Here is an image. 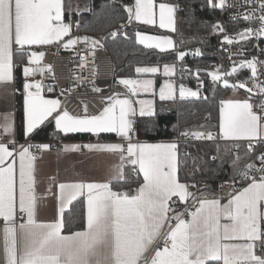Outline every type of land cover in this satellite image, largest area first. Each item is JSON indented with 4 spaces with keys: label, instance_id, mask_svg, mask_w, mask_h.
Segmentation results:
<instances>
[{
    "label": "snow or ice",
    "instance_id": "snow-or-ice-1",
    "mask_svg": "<svg viewBox=\"0 0 264 264\" xmlns=\"http://www.w3.org/2000/svg\"><path fill=\"white\" fill-rule=\"evenodd\" d=\"M206 6L246 8L244 13L230 16L232 21L250 22L235 35L229 36L219 22L212 25L213 32L219 29L223 33L222 45L264 37V0H243V4L236 0L231 5H226V0H206ZM122 7L128 24L158 25L171 32L177 31V12L182 10L167 0H134ZM76 10L79 15V5ZM66 12L71 16L72 5L64 0H0V104L10 105L14 96L22 95L25 139L18 144L10 107L0 111V264H264V80L260 78L264 76V59L258 58L264 57V48L258 56L238 64L234 61L231 71L207 73L213 89L222 81L225 89H243L248 94L243 99H220L218 126L177 129L178 136L173 139L149 143L139 139L140 123L145 118L153 120L157 111L153 99L139 97L156 95L152 79H119L117 83L125 91L101 97L103 106L95 114L84 104L83 114L73 115L59 98L43 94L54 88L35 77L43 78L53 69L42 64L45 52L38 48L59 44L69 50L83 42L94 50L100 43L88 36L73 37L71 22H65ZM135 38L138 44L161 53L175 49L174 41L166 35L137 30ZM194 54L199 56L200 49ZM185 55L178 51L176 59L183 61ZM238 69L249 70L250 76L230 83L228 78ZM159 71L158 66L135 68L138 75ZM175 72L174 63L163 65V75L169 79L159 87L161 101H175L177 91L181 100L200 96L199 87L194 91L181 83L177 89L171 79ZM92 91L100 93L102 89L93 85ZM65 92L71 95L67 90L61 94ZM205 119H211V113ZM51 122L55 139L74 133L114 134L115 142L64 144L59 149L60 153L87 149L115 156L118 163L110 167L103 182H60L49 177L51 184L43 193L37 191L38 157L33 149L46 152L52 145L30 141ZM155 127L149 122L143 131ZM217 127L218 131L209 130ZM179 137L224 142L216 143V153L210 157L219 161V167L227 163L231 169L229 180L218 185L229 187L224 197L213 194L210 184L195 179V173L210 170L208 162L192 152H181ZM183 170L182 180L178 172ZM122 182L137 187L114 190L117 185L122 187ZM49 195L55 199V218L40 221V206ZM74 201L82 203V229L65 234L67 225L77 218ZM180 204L183 211L177 210Z\"/></svg>",
    "mask_w": 264,
    "mask_h": 264
},
{
    "label": "trees",
    "instance_id": "trees-1",
    "mask_svg": "<svg viewBox=\"0 0 264 264\" xmlns=\"http://www.w3.org/2000/svg\"><path fill=\"white\" fill-rule=\"evenodd\" d=\"M169 2H177L181 6L178 11V35L184 44L183 49L187 51L183 61H178L179 66L189 64L191 71L196 74L189 82L194 85L197 81H202L204 85L203 97H188L180 99L177 102H159L156 104V117L149 121L145 118L140 123L141 131L139 135L147 140L173 139L178 136V131L185 128L196 129L199 125L213 124L218 126V105L220 99H223L232 89H225L220 84L211 89V81L208 77L207 65L210 62L216 64V69L227 70L231 62L227 61L219 49V45L223 38V33H212V25L220 23L226 30L228 35H235L237 31H242L245 27L250 26L249 22H228L224 19L223 9H213L206 6V0H167ZM132 0H89L87 8L91 11H83L80 15L82 21L81 30L102 35L107 33L115 26L127 22L126 13L123 11L124 4H131ZM203 6V7H202ZM137 30H148L160 32L157 29L137 26L135 23L127 24L123 34L113 37L110 33L104 38L105 51L110 54L113 62V83L122 78H130L135 76V67L141 65H162L165 63H173L176 61L174 51L159 52L154 49L145 48L136 42L135 32ZM180 40V41H181ZM197 47L201 54L192 59L191 49ZM199 69V71H197ZM245 70V69H243ZM243 70L239 71L241 73ZM234 75L228 79L234 82L238 77ZM242 91V90H241ZM246 94L245 91H242ZM247 95V94H246ZM204 97H208L207 100ZM211 113V119H205ZM17 131L22 136V105L21 96L17 97L16 108ZM153 123L156 127L153 131L145 133L143 131L146 123ZM175 126V128H174ZM212 131L217 128L209 129ZM54 124L48 123L42 132L34 135L32 140H53L55 138ZM111 138V135H100L98 138ZM93 136L87 134H70L61 136L55 140H75L87 139ZM220 143V142H219ZM223 144V143H220ZM216 144L212 142L196 141L189 139L188 142L179 143L180 151L192 152L194 155L200 156L207 161L208 171L195 173V179L201 180L211 185V189L219 188L220 181H228L231 169L227 163L223 167H219V161H211L210 157L216 153ZM191 163V162H189ZM217 173L214 175L213 171ZM131 169L126 168V172L130 173ZM186 170L179 171L183 180ZM211 178V179H208ZM129 179L136 180L135 176ZM140 179V178H139ZM141 181V179H140ZM191 182V181H190ZM135 183H123L117 185L116 189L134 188ZM75 210L73 215L77 218L69 223L65 228V233L69 231H77L82 229V220L79 212L82 211L81 202H73Z\"/></svg>",
    "mask_w": 264,
    "mask_h": 264
},
{
    "label": "built area",
    "instance_id": "built-area-1",
    "mask_svg": "<svg viewBox=\"0 0 264 264\" xmlns=\"http://www.w3.org/2000/svg\"><path fill=\"white\" fill-rule=\"evenodd\" d=\"M236 0H226V5L234 4ZM133 2H131L132 4ZM240 3L243 4V0H240ZM175 4L179 3L175 2ZM181 8V6H180ZM246 11L245 7H225L223 9L224 19L228 22H246L243 19L238 21H232L230 16L236 13H244ZM81 13L79 15L75 14L71 18L68 19V22L72 24V31L71 35L75 36H88L92 37L94 40L99 41L98 47H95L93 50L89 43H78L74 46V49L64 50L59 44L51 45L45 51V57L42 63L44 65H51L52 66V73L49 75H44L43 78L35 77V79L40 80L43 79V83L45 85L51 86L54 88V91L62 92L63 90H67L71 93L67 96V100L64 104V107L73 114H83V105L87 104L88 111L90 114L97 113L100 108L102 107L100 102L90 94L89 88L90 86L94 85L96 87L104 88L108 93H122L124 89L117 84L113 83V62L111 59L110 54L105 51L104 48V38L106 34H111L112 32H117L118 34H123L125 27H121V25L115 26L114 28L110 29L107 33L102 35H96L92 33H88L81 30L82 21L80 19ZM78 22V26H77ZM250 23V22H249ZM127 25L128 23H123ZM217 24V23H215ZM253 26H255V22H251ZM216 32H220L219 29ZM213 32L212 33H216ZM68 37H65V41ZM176 40H181V36L177 35ZM251 43L243 41L242 43L238 44V46L234 45H227L223 44L222 42L219 45V49L224 57L229 62H236L238 63L240 60L248 58L250 59L252 56H258L259 49L264 48V38L261 37L257 40L255 37L250 38ZM102 45V47H101ZM198 49L197 47H193L191 49V58H197L198 56L195 55V50ZM260 59H264V57H259ZM217 66L215 63L210 62L207 65L206 70L212 71L216 69ZM93 72H95V76H93ZM177 73L180 76L179 78L183 81H190L193 77L196 76L191 71L190 65L185 64L183 66H179L177 68ZM54 77V78H53ZM264 80V76L260 77ZM202 81H197L193 87L195 90L199 87L200 89V96H204V85ZM47 91V89H45ZM18 144L25 143L24 137L16 139ZM204 142H212L213 144L219 143L220 141L213 142L203 140ZM33 144L38 143H49L52 145L51 148H57L60 146V140H31ZM188 142L183 137H179V143ZM34 153L39 156L40 151L33 149ZM184 151H186L184 149ZM203 182V181H202ZM239 186V185H237ZM191 191H195V189H190ZM192 203L190 204L191 210H194ZM198 206V205H196Z\"/></svg>",
    "mask_w": 264,
    "mask_h": 264
},
{
    "label": "crops",
    "instance_id": "crops-1",
    "mask_svg": "<svg viewBox=\"0 0 264 264\" xmlns=\"http://www.w3.org/2000/svg\"><path fill=\"white\" fill-rule=\"evenodd\" d=\"M89 0H64L65 4H71L72 5V12L71 16L68 15V13H65V22H68V19L77 14L76 6L79 5L80 7V12L82 13L84 9L87 7ZM134 3V0H132ZM157 2H161V0H157ZM169 2V1H167ZM169 3H174L175 2H169ZM178 13V12H177ZM178 17V15H177ZM136 24V23H135ZM137 26H143V27H149L153 29H157L160 32H155V31H148V30H140L143 32H146L149 35H166L172 38V40L175 43V49H169L167 51H174L175 54H177L178 51H183L187 53L185 49H183V42L182 40L177 41L176 36L178 35V18H177V31L176 32H171L166 29H160L157 26H146V25H139L136 24ZM136 39V38H135ZM222 42V41H221ZM241 41L240 43H242ZM141 46V45H140ZM143 46V45H142ZM50 46H44L40 47L37 50L39 51H46V49L49 48ZM159 51L158 49H154ZM177 60L173 62L176 65V72L171 79H173L176 82L177 89L181 83H183L186 87L191 88L192 90L195 91L193 85L188 82V81H183L181 80L177 73V68L179 67ZM173 63H168V64H173ZM43 64V63H42ZM163 65H141L142 66H158L160 68V71L156 74H140L138 75L135 72V76L126 78V79H152L154 81L153 88L155 90L156 95L153 96L151 93H146L141 95L139 98L141 99H153L154 104L156 107L157 101L159 102H171V101H161L159 99V87L163 83L165 79H169V77H165L163 75ZM138 67V66H137ZM136 68V67H135ZM45 75H49L46 73ZM18 79L22 81V73L19 71L17 72ZM36 77H40V75H37ZM119 85V84H117ZM121 86V85H120ZM92 86H90L89 91L92 96H94L102 105L101 97H107L111 95L112 93L106 92L104 88H101L102 91L100 93H95L92 91ZM123 89L124 87L121 86ZM211 89L213 90V85L211 84ZM21 92H22V84H21ZM125 91V89H124ZM62 92H48L44 90L43 94L45 95L46 98H59L61 101L66 102L67 96L65 93L62 95ZM21 96V105H22V123H23V97ZM247 95L242 93L240 89L238 90H231L223 99H228V98H236V99H243ZM17 97L18 95L14 96L11 100L10 105L6 104H0V111L5 110L6 108L11 109L14 115V125L16 128V139H19V133L17 131V120H16V108H17ZM188 98V97H187ZM190 98V97H189ZM180 100L178 91H177V99L172 102H177ZM218 120H219V111H218ZM54 124V122H53ZM218 131V130H216ZM75 134H87L90 136H93V138H87V139H75V140H63L60 139L61 144L57 148H51L50 151L46 152H41L36 161V176H37V181H38V186H37V191L40 193H43L44 190L51 184V181L49 180V177H56L57 181L64 182V181H70V180H87V181H96V182H103L108 175L109 169L113 164L118 163V160L115 156L106 154V153H97V152H89L87 149H81V151L78 152H69V153H60L59 149L64 145V144H88V143H104V142H115L116 137L114 134H101V135H111V138H98L90 133H74ZM70 135V134H68ZM139 139L141 141L149 142V143H156V142H161V141H169L171 139H159V140H147L144 139L139 135ZM220 143H224L223 141H220ZM141 182H142V176L140 177ZM137 187V186H136ZM135 188V187H134ZM133 188H123L120 190H125L129 191ZM114 190H117L114 188ZM52 191L55 192L56 189L53 186ZM213 194L224 197L226 193L229 191V187L225 186L224 188H218L216 190L211 189L210 190ZM211 198V197H210ZM192 203L191 200H189L188 204ZM184 205L180 204L177 205V210L178 211H183ZM55 218V199L53 196L49 195L47 200L43 202L40 206V210L38 212V219L40 221H52ZM67 234V233H65Z\"/></svg>",
    "mask_w": 264,
    "mask_h": 264
},
{
    "label": "rangeland",
    "instance_id": "rangeland-1",
    "mask_svg": "<svg viewBox=\"0 0 264 264\" xmlns=\"http://www.w3.org/2000/svg\"><path fill=\"white\" fill-rule=\"evenodd\" d=\"M251 26H253L252 24H251ZM229 36H233V35H229ZM264 38V37H263ZM221 41H223V38H222V40ZM241 42V41H240ZM240 42L239 43H234L233 45L234 46H238V44H240ZM98 46H100V45H96V47H98ZM238 64V63H237ZM234 65L233 64H230L229 65V67H228V69L226 70V71H231V68L233 67ZM250 76V71L249 70H247V69H245V70H243L241 73H239V75H238V77H236L235 79H234V82H230V83H239L240 81H243V80H245V79H247L248 77ZM209 77V79H210V81H211V83H212V80H211V77L210 76H208ZM217 84H220L221 86H223V83H222V81L221 82H218ZM213 85V84H212ZM239 90V89H238ZM245 91V90H243V89H240V91ZM241 91V92H242ZM243 93V92H242ZM247 94V93H246ZM248 95V94H247Z\"/></svg>",
    "mask_w": 264,
    "mask_h": 264
},
{
    "label": "water",
    "instance_id": "water-1",
    "mask_svg": "<svg viewBox=\"0 0 264 264\" xmlns=\"http://www.w3.org/2000/svg\"><path fill=\"white\" fill-rule=\"evenodd\" d=\"M231 64H233V62H231ZM241 70H243V69H238V72L237 73H239V71H241ZM223 71H226V70H223ZM237 73L235 75H237ZM229 82H232V81L229 80Z\"/></svg>",
    "mask_w": 264,
    "mask_h": 264
}]
</instances>
